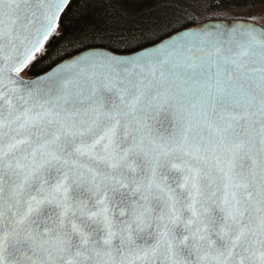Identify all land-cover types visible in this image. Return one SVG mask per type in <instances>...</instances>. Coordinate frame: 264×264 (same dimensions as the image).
Listing matches in <instances>:
<instances>
[{
  "label": "snow or ice",
  "instance_id": "snow-or-ice-1",
  "mask_svg": "<svg viewBox=\"0 0 264 264\" xmlns=\"http://www.w3.org/2000/svg\"><path fill=\"white\" fill-rule=\"evenodd\" d=\"M69 5L0 0V264H264V27Z\"/></svg>",
  "mask_w": 264,
  "mask_h": 264
},
{
  "label": "trees",
  "instance_id": "trees-1",
  "mask_svg": "<svg viewBox=\"0 0 264 264\" xmlns=\"http://www.w3.org/2000/svg\"><path fill=\"white\" fill-rule=\"evenodd\" d=\"M215 3H223L226 7L202 12L191 27L231 22L232 20L221 19V14L233 9L263 5L264 0H215ZM161 11V0H71L69 8L66 9L67 14L62 17L64 35L72 38L82 31L102 30L106 22L118 15L125 16L131 28L143 27L146 22L159 16ZM57 35H60L59 31ZM106 43L107 41H96L97 45Z\"/></svg>",
  "mask_w": 264,
  "mask_h": 264
},
{
  "label": "rangeland",
  "instance_id": "rangeland-1",
  "mask_svg": "<svg viewBox=\"0 0 264 264\" xmlns=\"http://www.w3.org/2000/svg\"><path fill=\"white\" fill-rule=\"evenodd\" d=\"M229 21H246L264 27V4L233 9L221 14V19Z\"/></svg>",
  "mask_w": 264,
  "mask_h": 264
},
{
  "label": "water",
  "instance_id": "water-1",
  "mask_svg": "<svg viewBox=\"0 0 264 264\" xmlns=\"http://www.w3.org/2000/svg\"><path fill=\"white\" fill-rule=\"evenodd\" d=\"M71 1V0H70ZM232 22H237V23H239V22H242V21H231V22H227V23H224V24H229V23H232ZM243 22H246V21H243ZM248 23H250V22H248ZM216 24H221V23H215V24H211V25H208L210 28H211V26H213V25H216ZM257 26V25H256ZM259 27V26H258ZM195 28V27H194Z\"/></svg>",
  "mask_w": 264,
  "mask_h": 264
}]
</instances>
